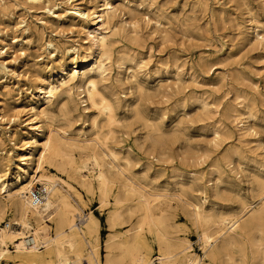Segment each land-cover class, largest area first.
<instances>
[{"label": "rangeland", "instance_id": "obj_1", "mask_svg": "<svg viewBox=\"0 0 264 264\" xmlns=\"http://www.w3.org/2000/svg\"><path fill=\"white\" fill-rule=\"evenodd\" d=\"M104 1L0 0L3 178L15 182L18 165L33 172L19 154L32 140L27 122L34 98L40 95L36 94V86L40 80H53L61 61L73 68V58L78 60V53L90 51L91 13L99 10ZM107 1L118 11L112 20L115 27L110 59L106 60L108 70L97 78V83L114 105L116 123L109 124L97 108L83 102L76 89L72 96L63 93L46 106L48 122L74 137L92 138L101 131L118 153L122 168L132 175L138 192L163 195L172 222L194 231V236L188 237L194 252L203 257L192 222V207L187 202L231 219L242 215L245 205H256L260 197V181L264 180V42L257 39L256 30L264 32V0ZM77 8L86 16L76 13ZM76 82L79 81L72 85ZM243 123L246 130L241 129ZM31 148L37 156L41 145ZM75 158L79 163L86 159L78 152ZM104 159L110 165L111 157L104 155ZM46 168L74 187L59 184L83 216L91 212L98 218V247L104 260L105 244L112 232L107 222L109 209L101 210L97 191L89 193L77 178L58 172L54 166ZM89 168L91 173H85L93 179L97 169L92 163ZM76 191L82 193L84 203ZM116 191L115 184L111 195ZM7 198L1 200L7 202ZM12 216L9 214L6 220ZM80 218L77 222L82 226ZM251 219L244 215L240 224L246 226ZM49 224L54 226L52 220ZM127 227L129 223L119 230ZM14 229L21 227L15 225ZM8 248L14 250V244L9 242ZM156 251L154 247L153 264H158ZM6 261L14 263L12 258Z\"/></svg>", "mask_w": 264, "mask_h": 264}, {"label": "bare ground", "instance_id": "obj_2", "mask_svg": "<svg viewBox=\"0 0 264 264\" xmlns=\"http://www.w3.org/2000/svg\"><path fill=\"white\" fill-rule=\"evenodd\" d=\"M117 11L116 6L105 0L99 10L92 12L88 26L90 51L83 55L78 53L79 59L73 58L75 64L73 68L70 64L61 61L54 70L53 80H40L36 86V94L40 95L34 98L30 109L32 114L27 122V133L32 134L30 137L32 140L19 154L23 164L33 168V172H30L26 166L18 165L19 171L15 173V182L3 178L0 174V264H10L6 260L11 258L13 264H153L154 247L157 248L155 260L158 264H264V180L260 181L258 203L256 202L254 206L245 205L243 214L234 217L232 215L231 219L220 215L221 213L218 216L213 211L189 202L190 200L187 202L192 207V222L204 250L202 257L194 252L189 239L190 236H194V231L186 226L174 225L163 195L152 190L147 195L138 192L132 175L122 168L118 153L108 145V139L102 137L101 131L95 132L92 138H82L81 135L70 136L62 128L54 129L50 126L48 122L50 115L46 106L53 98L63 93L72 96L74 89L79 91V96L82 94L80 98L83 102L89 103L105 115L109 124L115 122L113 104L99 90L97 78L105 76L108 70L106 60L110 59V45L113 39L111 34L115 27L112 20ZM76 13L86 16V13L79 9ZM259 31L256 30L257 39L264 42V32ZM75 81L79 82L72 85ZM62 104L60 106L63 107ZM3 120L4 117L0 114V123ZM218 122L220 119L216 123ZM241 126V129L246 128L245 123ZM108 131L111 132L113 129ZM35 145H41L37 156L31 151V146ZM75 152L86 159L79 163L75 158ZM104 155L111 157L110 165L105 161ZM91 163L97 169L93 179L89 175ZM46 166H54L58 172L77 178L81 187L89 193L94 194L97 191L101 210L109 209L107 222L112 232L105 244L104 260L98 247V218L91 212L83 216L80 209L72 202L70 194L63 191L59 184H65L69 189L74 187L63 180L64 178L50 174ZM20 170L23 171L22 174ZM115 184L117 191L115 195H111ZM35 185H41L45 193L49 194L41 204L33 203L28 194ZM5 196H8L7 202L1 200V197ZM76 196L84 203L80 191H76ZM11 213L13 216L7 221L6 217ZM244 215L252 218L246 226L240 224ZM78 218L81 219L82 226L77 222ZM50 220L54 222V226L49 224ZM128 223L130 224L128 229L119 230ZM13 224L19 225L21 230L14 229ZM182 232L187 234L181 236ZM9 242L14 244V250L8 248Z\"/></svg>", "mask_w": 264, "mask_h": 264}, {"label": "built area", "instance_id": "obj_3", "mask_svg": "<svg viewBox=\"0 0 264 264\" xmlns=\"http://www.w3.org/2000/svg\"><path fill=\"white\" fill-rule=\"evenodd\" d=\"M45 191L41 188V186H34L30 191L29 195L33 203L41 204L45 199Z\"/></svg>", "mask_w": 264, "mask_h": 264}]
</instances>
